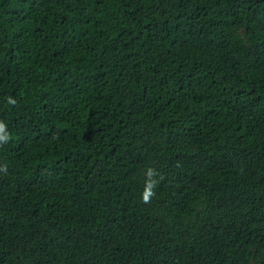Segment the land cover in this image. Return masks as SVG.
Wrapping results in <instances>:
<instances>
[{"label":"trees","instance_id":"obj_1","mask_svg":"<svg viewBox=\"0 0 264 264\" xmlns=\"http://www.w3.org/2000/svg\"><path fill=\"white\" fill-rule=\"evenodd\" d=\"M0 122V264H264V0H0Z\"/></svg>","mask_w":264,"mask_h":264},{"label":"clouds","instance_id":"obj_2","mask_svg":"<svg viewBox=\"0 0 264 264\" xmlns=\"http://www.w3.org/2000/svg\"><path fill=\"white\" fill-rule=\"evenodd\" d=\"M9 103L15 104V100H9ZM9 136L6 134V125L3 122H0V143H7ZM6 170V167L5 169ZM159 173L153 169L149 168L146 170L147 179L145 181V188L142 193V199L144 203H149L151 199L156 195L154 189L158 186L159 180L154 179L153 177L158 176Z\"/></svg>","mask_w":264,"mask_h":264}]
</instances>
